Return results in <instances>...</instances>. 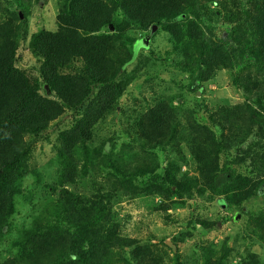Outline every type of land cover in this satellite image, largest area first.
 <instances>
[{"label":"trees","instance_id":"obj_1","mask_svg":"<svg viewBox=\"0 0 264 264\" xmlns=\"http://www.w3.org/2000/svg\"><path fill=\"white\" fill-rule=\"evenodd\" d=\"M56 1V29L32 34L29 5L7 0L6 9L0 7V240L11 228L29 176L51 195L19 230L8 254L0 251V264H183L184 255L170 244L179 248L197 228L217 230L218 221L192 219L191 232L170 244L165 238L160 247L154 234L151 241L126 234L115 204L122 196L163 197L152 212L175 224L170 212L194 197L210 195V201L230 210L264 196V0ZM152 29V42L163 31L170 50L157 54L153 42L142 53H149L143 63L134 45ZM24 47L40 63L35 73L21 66ZM171 65L188 78L187 89L196 96L228 70L246 100L219 106L207 124L191 114L180 133L179 117L164 99L170 87L158 76L159 68ZM141 76L154 81L163 98H146L141 109L126 110L120 100L133 84L140 92ZM68 115L74 122L57 136L55 179L44 182L43 172L30 166L34 147ZM120 119L130 137L123 154L135 160L130 166L113 160V151L100 159L112 147L109 131ZM136 137L144 150L170 147L165 178L151 176L154 172L146 170L152 167L137 166L140 159L126 151ZM185 152L194 168L183 171ZM102 167L105 182L97 177ZM235 167H245L247 174ZM254 225L248 229L264 244V212ZM228 240L220 248L223 255L207 258L206 264H225L232 253ZM245 264L261 263L252 256Z\"/></svg>","mask_w":264,"mask_h":264},{"label":"rangeland","instance_id":"obj_2","mask_svg":"<svg viewBox=\"0 0 264 264\" xmlns=\"http://www.w3.org/2000/svg\"><path fill=\"white\" fill-rule=\"evenodd\" d=\"M10 3L12 0H8ZM25 4L29 5L30 18H29V34L36 32L41 28H46L50 31L56 29V16L58 13L56 0H23ZM30 1V4L27 3ZM7 0H0V7L6 9ZM12 10H17L12 8ZM20 13V10H17ZM154 32V33H153ZM161 32V31H158ZM224 32V27L221 33ZM156 33L155 29H152L146 36L139 38L138 42L134 45L133 53L135 57H139L143 52L149 51L150 46L153 45L152 39ZM217 35H220V31H216ZM168 36L165 32H161L157 36V42L155 39L154 50L157 54L167 55L170 50V45L167 43ZM152 43V44H151ZM146 52L142 55L141 61L146 63L148 57ZM22 60L21 66L25 71L35 73L40 66V63L31 55L27 47H24L21 52ZM163 61L158 62L161 64ZM152 63V62H151ZM146 65V64H145ZM134 68V67H133ZM133 68H129L130 71ZM160 73L158 76L163 78L166 84L170 87V90L164 95V99L167 100L179 117L180 133L185 130L186 117L193 114L194 119L201 124H207L211 112L222 105L238 104L245 102L242 91L237 90L232 84L231 74L228 70H223L219 75L210 83L206 85L203 95H194L191 93L188 87V78L182 76L174 66L169 68H159ZM144 72V71H143ZM128 76L130 73L127 74ZM142 77V76H141ZM142 77L140 82L144 83L140 92L135 89L136 85L133 84L130 87V93L126 94L124 98L120 100L123 108L130 109L136 106L137 109H141L140 103H143L146 98L151 100L152 98L162 99L161 89L159 86L154 85V81H149ZM174 80V81H173ZM142 93V95H140ZM140 97V98H139ZM140 99V100H137ZM205 106L208 110L205 109ZM118 117L117 119H119ZM122 119L115 120L114 122L120 125L112 126L110 135L113 138L112 147L108 146L104 153L101 154V160L107 159V153L113 151V160L126 161L128 166L134 164V159L131 155L123 154V146L126 139H129L127 133H124L122 128ZM73 116L68 115L64 120L59 121L52 129L43 135V139L34 147V153L31 158L30 166L32 168H38L43 172L44 182L54 181L55 165L54 158L56 156V143L57 136L63 130H68L73 126ZM125 123H123L124 125ZM127 132V131H126ZM182 136V134H179ZM137 137L133 139L132 146L127 148L126 151H134L136 159H140L137 162V166L152 167L149 170L151 176L159 175L162 178L166 176L167 160L171 156L170 147L164 149L160 147H149L147 150L138 148L136 141ZM138 142V141H137ZM261 145L264 146V140H261ZM113 148V149H112ZM186 153V161L183 162V171L188 170L190 167L194 168L190 159V154ZM232 155H235L233 151ZM112 156V155H111ZM99 159V160H100ZM190 165V167H189ZM236 173L247 174L245 167H235ZM249 172V169H248ZM107 170L103 167L98 173V181L105 182L108 174ZM24 194L17 198V214L12 221L11 228L7 231V234L0 240V251L6 256L9 252L11 242L14 241L19 230L32 221L31 217L36 216V212L51 199V195H45L46 190L43 189V183L41 185L36 183L34 176H29L23 183ZM87 192V191H86ZM85 192V193H86ZM263 193V192H262ZM264 194V193H263ZM210 195L205 199L194 197L191 200H187L180 209L170 213L175 218L176 223L165 222L161 218H158L153 212V204L162 202L163 197L153 196L152 198L134 199L131 197L122 196L117 200L115 204L116 210L120 213L125 226V233L136 237L149 240L151 234L155 235L156 242L167 238L168 243L179 235L191 232L188 229V224L192 219L219 222V229L205 232L201 228L198 230L196 236L192 239H187L185 243H181L177 248L171 243L170 246L174 250L179 251L184 255L183 264H206L207 258H216L223 255V251L220 249L225 240H228V248L232 253L228 256L225 264H245L252 256H257L261 264H264V244L258 241L257 238L252 236L251 230L254 228V219L264 212V196L257 195L240 206H232L230 210L224 209L223 206L217 205L215 200H209ZM32 200L34 203H32ZM33 208V210H32ZM251 224V230L248 226ZM193 227H195L193 225ZM192 229V226L190 227ZM178 240V239H177ZM157 243V242H156ZM162 242L158 243L160 247ZM214 244L211 246V244Z\"/></svg>","mask_w":264,"mask_h":264}]
</instances>
